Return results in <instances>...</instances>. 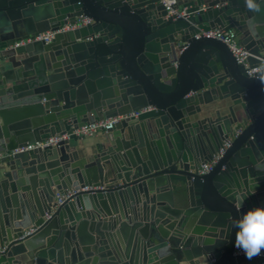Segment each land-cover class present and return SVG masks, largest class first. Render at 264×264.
Instances as JSON below:
<instances>
[{
  "label": "water",
  "instance_id": "95a60500",
  "mask_svg": "<svg viewBox=\"0 0 264 264\" xmlns=\"http://www.w3.org/2000/svg\"><path fill=\"white\" fill-rule=\"evenodd\" d=\"M175 7L187 14L162 0H0V264H264L234 255L232 227L264 206V70L250 76L224 42L197 37L233 30L255 66L264 11ZM82 14L93 22L14 45ZM148 106L92 142L12 152ZM85 186L56 206L57 192Z\"/></svg>",
  "mask_w": 264,
  "mask_h": 264
},
{
  "label": "built area",
  "instance_id": "2783aa9c",
  "mask_svg": "<svg viewBox=\"0 0 264 264\" xmlns=\"http://www.w3.org/2000/svg\"><path fill=\"white\" fill-rule=\"evenodd\" d=\"M162 2L165 5L166 9L168 10V15H176V17H180V16H185L187 14V7H183L180 9L175 7L176 0H162ZM92 22H93V19L91 17L82 14V15L77 16L74 21L68 22L56 30H47L45 32L37 33L34 36H29L27 38H21L15 41L14 45L18 46V45L25 44L27 42H32V41H43L44 43H49L53 40L56 33L58 32L74 30L82 26L91 24ZM200 36L213 37V38H216L224 42L229 47L231 52L233 53L237 62L245 65L246 72L248 75L252 76L264 70V57L262 56H255L259 61L255 66H251L248 63V57L252 54L243 44H241L238 36L233 30L215 28V29H210L207 31H202L200 34L197 35V37H200ZM92 38H93L92 36L87 37V39H92ZM148 109H151V107L148 106L142 109L131 111L127 114L118 115V116H114L110 118H104V119L96 120L93 122L85 123L82 126L72 127L70 131L58 133L42 141H37L35 143L17 147L16 149L12 150V152L15 153V152L25 151V150L39 148V147L45 148L48 146H54L63 140H67L71 138L72 136L78 137L80 139H83L86 137H93L97 135L99 132H107L108 130L113 128L114 125L117 122H119L121 119L130 117V116H138L141 112L146 111ZM240 131H241L240 128H235L232 136L228 137L224 141L223 145L220 147L219 151L213 156L212 160L202 162L200 164L198 168L199 174H205L213 170L219 158L224 154L227 147L230 146L233 136H236L237 134H239ZM5 154H6L5 152H0V159ZM81 189L86 190V189H89V187L85 186L80 189L71 188L62 193L57 192L55 196L56 206L59 204H62L67 199L71 198L76 192H78ZM50 216H51V213H46V218H49ZM36 230H37V227L30 226L29 228L24 230L22 237H25L35 232ZM234 255L235 256H245L244 252L236 248V246L234 249ZM256 257L264 259V252H262L261 255L256 256Z\"/></svg>",
  "mask_w": 264,
  "mask_h": 264
},
{
  "label": "clouds",
  "instance_id": "9594fccd",
  "mask_svg": "<svg viewBox=\"0 0 264 264\" xmlns=\"http://www.w3.org/2000/svg\"><path fill=\"white\" fill-rule=\"evenodd\" d=\"M244 4L251 13L257 14L264 11V0H244ZM247 26L255 33L257 30L255 16L249 17ZM259 80L264 85V75H260ZM243 201V199L240 200V207ZM232 227L237 229L236 248L242 250L249 260L264 252V206L249 209L238 219L233 220Z\"/></svg>",
  "mask_w": 264,
  "mask_h": 264
},
{
  "label": "crops",
  "instance_id": "0c3cea01",
  "mask_svg": "<svg viewBox=\"0 0 264 264\" xmlns=\"http://www.w3.org/2000/svg\"><path fill=\"white\" fill-rule=\"evenodd\" d=\"M185 0H176V4H180L183 3ZM182 7V6H181ZM95 137H86L83 139L84 142H92L94 140Z\"/></svg>",
  "mask_w": 264,
  "mask_h": 264
}]
</instances>
